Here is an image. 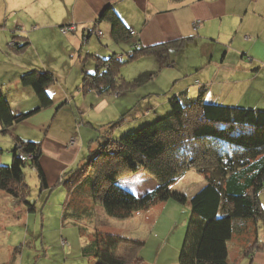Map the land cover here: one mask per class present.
I'll return each mask as SVG.
<instances>
[{"label":"crops","instance_id":"crops-1","mask_svg":"<svg viewBox=\"0 0 264 264\" xmlns=\"http://www.w3.org/2000/svg\"><path fill=\"white\" fill-rule=\"evenodd\" d=\"M109 6L114 8L128 27V31L123 34L120 32L119 39L113 37L112 23L108 19H99L103 10ZM64 25H74L75 28L63 33L61 27ZM95 27L102 31V36L93 32ZM131 28L136 34H130ZM94 36L102 45L105 41V47L93 41ZM183 39H189V45L201 48L208 57V64L197 66L200 70L196 79L198 86L191 85L176 94L187 92L189 96H194L190 92L197 93L205 89V100L209 103L264 110V92H261L259 104L245 105L226 103L223 100L226 98L225 92L219 95L214 90L216 85L242 84L259 81V77H264V0H0V92L9 100L14 113H29L39 106L34 89L21 83L20 77L23 74L40 70L52 72L56 76L55 82L47 90L52 104L12 126L11 153L2 151L0 164L12 162L15 137L25 142L40 143L43 152L39 164L46 181L43 187L39 181L40 192L51 198L53 191L58 188L56 192L65 196L62 215L57 220L58 229L63 247L69 245L64 236L67 235V228H71L70 233L75 237L73 241L76 243L75 246H70V256L66 259L46 258L39 263V256L35 261L31 255L25 257L24 249L13 264H97V260L88 256L84 250L93 240V233L96 230L117 232L104 227L108 226L107 212L93 199L94 186L99 182L96 171L121 163L113 151L103 152L91 166L94 171L87 173L76 185L69 181L77 170L87 164L90 154L101 144L121 136L113 137L115 127L111 124L104 140L89 143L90 121L85 119V115L92 109L103 110L111 101L105 92H97L94 97V91L84 90V77L86 74H94L98 62L107 60L110 49L117 50L121 42L128 43L131 50L135 48V44L149 47ZM222 51L225 52L220 56ZM92 67L96 70L90 69ZM228 92L236 91L228 89ZM82 94L88 99H97L98 105L92 102L91 107L85 108L86 102L79 101ZM120 94L124 93H113L115 97ZM170 110L169 100L165 108L145 113V116H142L144 112L140 106L135 119L132 113L122 118L121 125L126 120L129 121L121 131L149 123ZM139 115L141 116L138 117ZM0 128L2 129L1 124ZM72 139H75L74 143L71 142ZM31 168L38 175L37 170ZM189 171L171 188L185 194L190 203L191 198L206 185L207 178L199 184L200 188L194 194L188 192L189 186L184 188L187 191L181 190L176 185ZM118 183L138 196L158 185L144 169L119 178ZM81 187L88 189L82 190L84 188ZM10 197L17 207H22V203L26 204ZM34 210L35 206L31 208L26 204L21 211V219L11 212L10 218H14V222L26 231L22 236L25 237L23 242L33 237L38 243L45 234L43 222L40 230L36 222L31 220L30 213ZM138 213L140 212H135L131 217L134 218ZM262 217L255 220L254 226L249 224L248 219L233 220L234 229L227 242V259L231 264H264V213ZM117 231V234L141 240L138 236ZM169 238L170 236L165 239L149 235L143 241L144 246L139 254L143 264H168ZM16 248L19 251V246ZM170 264H179V260L172 259Z\"/></svg>","mask_w":264,"mask_h":264},{"label":"trees","instance_id":"trees-1","mask_svg":"<svg viewBox=\"0 0 264 264\" xmlns=\"http://www.w3.org/2000/svg\"><path fill=\"white\" fill-rule=\"evenodd\" d=\"M99 19L112 23L116 39L120 32L128 31L111 6L103 10ZM189 42L183 39L149 47L135 44L125 55L115 54L99 61L96 72L85 75L83 88L101 93H123L121 91L155 75L154 71H146L132 81L126 80L120 75L124 58L155 56L162 61L170 59L172 51L186 49ZM20 80L34 89L39 106L29 113L15 114L9 100L0 92V124L5 134L12 133L15 123L53 102L47 90L56 80L54 73L32 70ZM169 103L171 110L165 115L119 139L106 141L90 154L86 164L89 167L109 150L121 163L96 171L99 182L94 186L93 199L108 215L118 219L129 218L137 211L168 199L185 203L187 196L171 186L187 171L195 169L205 175L207 183L190 200L191 215L179 264H231L227 259V242L234 229L233 220H257L263 215L258 194L264 187V110L209 103L205 100V89L197 96H189L187 92L175 94ZM2 151L0 148V153ZM42 152L40 143L15 137L12 162L0 164V189L31 208L34 205L27 200L31 187L25 167L35 168L41 186H45L39 164ZM83 168L75 172L70 184L79 182L84 175L80 174ZM140 169L151 175L158 185L138 196L118 180ZM89 178L93 182V178ZM93 234V240L84 250L97 260V264H143L139 255L144 246L142 240L100 230Z\"/></svg>","mask_w":264,"mask_h":264},{"label":"rangeland","instance_id":"rangeland-1","mask_svg":"<svg viewBox=\"0 0 264 264\" xmlns=\"http://www.w3.org/2000/svg\"><path fill=\"white\" fill-rule=\"evenodd\" d=\"M93 41L102 45V42H100L96 36H94ZM103 45H106L105 41ZM117 50L114 51L110 49L108 54L109 56L106 58H110L114 53L119 52L118 54L125 55L131 51L129 50V44L125 42H121L120 45H118ZM224 52L225 51H222L220 56ZM169 58L170 59L165 58L162 61L157 59L155 56H142L132 60H128L126 58L123 59V62L125 63L120 68V75L126 80L132 81L146 71H154L155 75L153 78L145 80L141 84H138L129 90L121 91L124 94H120L119 96L115 97L112 91L104 93L105 95H108L107 98L111 101L107 104V107H104L103 110H89L87 115H85V119L90 121V129H88L91 131L88 137L89 143L91 142V144H94V142L104 140L106 133L110 131L111 124L115 127V132L113 133V137L115 138H118L125 133L128 134V132H133L139 128L140 125H135L137 126L135 128L128 127L126 131H121L122 128L128 125L127 123L129 121V119L126 120L120 126L123 122V120H121L122 118H126L130 113H132L134 118L137 115L140 106H142L144 112L142 116H145L151 111L154 113L158 108L160 110L161 108H165L168 100L174 94L182 92V90H186V88L191 85L198 86L196 79L198 76L197 73L200 70L197 69V66H206L208 64V57L204 55L201 48L197 45H188L186 49L180 52L172 51ZM90 69L96 70L94 67ZM258 80L259 81L242 84H228L226 86L221 85L220 87L216 85L214 90L219 95L225 92L224 94L226 98L223 100L226 103L236 102L245 105H256L260 103L261 92H264V77H259ZM202 85L204 86V84ZM228 89L236 92L229 93ZM75 90L78 89L75 88ZM97 92L98 91L94 90V97L97 95ZM114 94L117 95V93ZM198 94L199 91H197V93L190 92V95L197 96ZM79 101L84 103L86 102L85 108H87V106L91 107L92 102L98 105L97 99H88L84 94H82ZM159 106H161V108ZM81 110L83 111L84 108ZM140 116L141 115L138 117ZM130 121L134 120L130 119ZM86 126L88 125L86 124ZM86 134L88 135L87 132ZM12 140L13 134L10 132L5 134L0 128V148H4L5 151L3 150V152L6 154L11 153L9 149L11 144L10 142H13ZM72 141L73 139L71 142ZM9 164L7 163L2 165ZM116 164L118 165V163ZM92 170L94 171V168ZM92 170L91 166L89 167L88 165H85L83 170L80 171V174L83 172L84 175L80 178L79 182L83 180L87 173L92 172ZM25 172L26 179L31 187V192L27 200L35 203V210L31 213L29 211L32 215L31 220L34 223L36 222V226H39L38 228L40 230L43 226V222V231H45V234L44 236H41L42 238L39 239L38 243L35 242L36 239L33 237L23 242L25 237L22 238V236L26 231L22 229L18 223L14 222V218L10 217H12L11 212H13L19 219H21V211L23 207H26V204L22 203V207H17V205L13 203L12 198L0 189V264H13L15 259L21 255V251L24 249H26L25 257L31 255L35 261V259L39 256V263L43 262L46 258H55L57 260L61 258L66 259L70 256L68 255V251L71 250L70 246H73V244L75 246L76 243L73 241L75 240V237L70 233L71 228H67L65 229L67 235L64 236L67 237L69 245L63 247L61 241L62 237L58 229L59 222L57 220H59L62 215V204L65 201V196L56 192L59 190L58 188L53 191L51 198L50 196H46V194H41L38 175L32 171V168L29 165L25 167ZM204 180L205 176H203L200 172L198 173L197 170L195 171L194 169L189 171L176 186L181 190H188V192H193L192 194H194L196 192L195 190L200 188L199 184ZM185 186H189V189H184L186 188ZM81 188H84L82 190L88 189V187ZM258 196L260 207L264 213V187L262 191L259 192ZM139 212L140 213H138V215L134 218L130 217L126 219H118L106 214V223L108 226L105 225L104 227L109 228V230L113 232L118 233L117 230H119L129 234L130 236H138V238L142 241H146V238H148L151 234L162 236L165 239L170 236V240L168 241L169 251L167 262L170 264L172 259L179 260L188 220L191 214L190 203L187 202L183 204L174 199H169ZM44 220H46V222H44ZM248 221L251 226H254V219H248ZM262 221H264V219H262ZM74 231H77L76 228H74ZM44 237H47L46 240H44ZM17 246H19V251L16 250Z\"/></svg>","mask_w":264,"mask_h":264},{"label":"built area","instance_id":"built-area-1","mask_svg":"<svg viewBox=\"0 0 264 264\" xmlns=\"http://www.w3.org/2000/svg\"><path fill=\"white\" fill-rule=\"evenodd\" d=\"M75 27H74V25H64V26H62L61 27V31L63 32V33H68V32H70L72 29H74ZM93 32L94 33H96L97 34V36H102V31L101 30H99L97 27H95V29L93 30ZM129 32H130V34H132V35H134V34H136V31L134 30V29H130L129 30ZM120 55H118V57H119ZM120 58V57H119ZM72 142H75V139H73V141ZM22 155H23V153H22ZM21 155V156H22Z\"/></svg>","mask_w":264,"mask_h":264}]
</instances>
